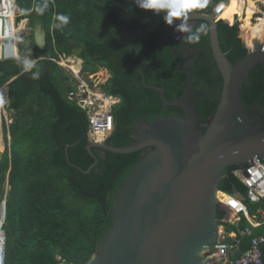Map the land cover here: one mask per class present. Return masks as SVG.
Segmentation results:
<instances>
[{
    "label": "trees",
    "instance_id": "obj_1",
    "mask_svg": "<svg viewBox=\"0 0 264 264\" xmlns=\"http://www.w3.org/2000/svg\"><path fill=\"white\" fill-rule=\"evenodd\" d=\"M15 1L21 11L17 20L27 17L31 31L19 56L0 58V88L7 87L5 108L11 119L8 126L3 124L0 153L4 264H80L97 249L100 237L111 226L113 199L124 179L152 147L129 153L93 148L96 166L86 173L80 171L76 165L85 169L93 161L86 149L87 110L68 97L76 79L56 60L75 52L82 59L85 76L100 67L107 69L109 77L101 89L119 101L111 107L114 125L105 141L115 146L134 141L143 122L185 116L180 107L163 104L141 77L142 72L146 83L163 87L169 99L183 92L187 74L177 69L170 46L180 60L184 49L194 57L190 102L202 122L217 106L222 77L203 19L191 21L185 32L174 23L166 24L163 12L141 9L135 0ZM217 1L208 0L205 8L196 10L209 12ZM228 3L233 11L216 18V27L221 49L234 63L246 55L247 47L235 19L242 0ZM60 14L69 17L67 24L57 19ZM231 18L235 20L230 22ZM36 22L46 31L43 49L34 42ZM24 60L32 67L26 70ZM256 104H264V60L249 70L240 89V105L249 121H255V112L264 117V108L251 110ZM240 165L224 168L221 191L246 196V187L232 173ZM244 201L250 213L264 208V201ZM217 214L221 220L225 211L218 207ZM240 223L246 224L242 216ZM230 227L227 224L226 229ZM254 231L264 232V227ZM242 242L246 246L250 238ZM261 251L264 264V243Z\"/></svg>",
    "mask_w": 264,
    "mask_h": 264
},
{
    "label": "water",
    "instance_id": "obj_2",
    "mask_svg": "<svg viewBox=\"0 0 264 264\" xmlns=\"http://www.w3.org/2000/svg\"><path fill=\"white\" fill-rule=\"evenodd\" d=\"M203 19L208 24V37L215 64L222 77V87L214 112L205 122L190 97L193 94L191 62L194 57L177 58L180 72L186 73L183 92L176 98L164 95V88L146 83L157 91L163 104L175 105L185 116H163L139 125L135 140L115 146L88 141L86 149L93 158L82 172H89L98 162L93 148L114 153H129L152 147L132 168L113 199L112 224L102 234L97 249L80 264H223L204 259L206 248L214 244L220 229L218 201L224 168L243 164L249 158L264 156L263 115L255 112L249 121L240 105V89L249 70L264 60V41H244L247 53L232 63L221 49L213 11L193 10L184 21ZM175 20L174 25L176 26ZM41 22L33 27L34 42L39 49L46 43ZM137 69H140L139 67ZM264 108L256 104L251 110ZM200 126L204 127L202 130ZM235 196L245 199L240 193ZM5 217V199L0 202V232Z\"/></svg>",
    "mask_w": 264,
    "mask_h": 264
},
{
    "label": "built area",
    "instance_id": "obj_3",
    "mask_svg": "<svg viewBox=\"0 0 264 264\" xmlns=\"http://www.w3.org/2000/svg\"><path fill=\"white\" fill-rule=\"evenodd\" d=\"M254 2L257 3V0ZM227 4L226 0H218L212 6L216 18L223 17ZM19 12L15 0H0V35L2 33L6 36L0 40V58L18 56L17 53L10 54V56L6 54V42H14L16 46V16ZM250 22L258 23L264 29L263 10L255 7ZM242 26L241 20L240 27L242 28ZM69 57H60L56 60L76 79V88L68 92V97L87 110L89 141H105L114 125L111 107L119 101V98L102 91L101 84L107 80V76H99L98 72L84 76L81 72V62H74ZM4 104L0 99V126L3 117L7 126L11 121L6 114L2 116ZM260 159L263 161L262 163L256 156H253L244 164L232 169V173L246 187L245 198L252 203L264 201V156ZM221 193L225 198L223 199L217 194L218 201L227 207V211L220 220L221 225L216 242L206 248L202 257L223 264H263L261 244L264 243V232L255 233L254 230L261 226L264 227V208H257L250 213L244 200L234 194ZM241 216L246 220L245 225L240 223ZM227 224H232L233 229L230 227L227 230ZM0 235V264H4V238L2 234ZM244 237L250 238V242L246 246L242 242ZM57 257L59 258V255Z\"/></svg>",
    "mask_w": 264,
    "mask_h": 264
},
{
    "label": "clouds",
    "instance_id": "obj_4",
    "mask_svg": "<svg viewBox=\"0 0 264 264\" xmlns=\"http://www.w3.org/2000/svg\"><path fill=\"white\" fill-rule=\"evenodd\" d=\"M15 3H16V1H15ZM135 3L141 9L151 10L152 12H154L156 14L163 12L164 13V16H163L164 22L168 25H172L175 22V20L180 19L181 23L178 25V29L180 31L187 32V31H189V28L183 21L187 18L188 14L190 12H192L193 10L205 8L207 6L208 0H135ZM16 5H17V3H16ZM19 10H20V7H19ZM38 11L42 12L43 9H38ZM210 11H212V9ZM20 14H21V11L16 16V23H18L21 20V19L17 20V18ZM243 15H244V10H242V12L240 13V17L238 20L239 22H241V20H242V23H243ZM24 18H27V17H24ZM57 19L64 24H67L69 21V17L66 15H63V14L58 15ZM241 31H242V28L240 27V23H239V33ZM16 44H17V41H16ZM65 56H71V54L70 55H62L61 57H65ZM23 63H24L26 70L32 67V63L28 60H24ZM100 68H104V67H100ZM81 69H82V66H81ZM104 69H106V68H104ZM97 71H95V72H97ZM0 139L2 140L1 137H0Z\"/></svg>",
    "mask_w": 264,
    "mask_h": 264
},
{
    "label": "rangeland",
    "instance_id": "obj_5",
    "mask_svg": "<svg viewBox=\"0 0 264 264\" xmlns=\"http://www.w3.org/2000/svg\"><path fill=\"white\" fill-rule=\"evenodd\" d=\"M227 2H229L230 0H226ZM251 2V4L254 6V7H257V8H260L261 10L262 9V6H264V0H257V3H255L254 1L256 0H248V2ZM247 0H242V10H245L246 6H247ZM237 17H235L236 20H239V17H240V13H235ZM251 18V15L249 16V19ZM235 19L231 18L230 19V22L234 21ZM187 26H189L191 24V22L189 21H183ZM253 22V21H252ZM181 23V21H177L176 23V27H178V25ZM16 28H17V33H16V41H17V44L15 46V43L14 42H6L7 43V55L10 56V54H15L16 53V47H17V51H18V56H19V51H20V48L21 46L23 47H27V44L28 42L30 41V38H29V34H30V31H31V24L29 23V20L27 18H22L18 23H16ZM240 35H241V32H240ZM242 36V35H241ZM1 38H6V36H4L2 33L0 35V40ZM243 38V37H242ZM244 39V38H243ZM245 40V39H244ZM247 41V40H245ZM13 43V44H12ZM10 44V45H9ZM14 52V53H13ZM71 60H73L74 62H81V66H82V61L81 59H79L76 55H75V52L71 54V56L69 57ZM98 75L99 76H105L107 73H104L103 72V68H100L98 71ZM0 94L4 95V92L1 91ZM4 100H2V102H5L4 106H3V112H2V116H4V114H6L7 118L10 119V114L8 112V110L5 108V105H6V102H7V97L4 96L3 97ZM5 122V118L3 117L2 118V122H1V126H0V134H1V138L2 140L0 139V144L4 145V139H3V124ZM219 194V193H218ZM223 198H225L223 196Z\"/></svg>",
    "mask_w": 264,
    "mask_h": 264
},
{
    "label": "bare ground",
    "instance_id": "obj_6",
    "mask_svg": "<svg viewBox=\"0 0 264 264\" xmlns=\"http://www.w3.org/2000/svg\"><path fill=\"white\" fill-rule=\"evenodd\" d=\"M254 6L249 1L247 3V6L244 10V15H243V26H242L241 35L245 40H247L246 42L248 45H251L252 40L254 38H258L259 40L264 41V29L258 23H251L250 22L251 18L249 19V16L253 14V10L255 8ZM232 11H233V8L231 7L230 3H228L222 16H224L225 14L230 13ZM218 193H219L218 195L221 198H223L224 195L221 192H218ZM1 220H2V218H0V221ZM0 234H1V232H0ZM0 239H1V235H0Z\"/></svg>",
    "mask_w": 264,
    "mask_h": 264
},
{
    "label": "crops",
    "instance_id": "obj_7",
    "mask_svg": "<svg viewBox=\"0 0 264 264\" xmlns=\"http://www.w3.org/2000/svg\"><path fill=\"white\" fill-rule=\"evenodd\" d=\"M247 2H248V0H247ZM241 12H242V10H241ZM16 53H18L17 48H16ZM17 55H18V54H17ZM103 72H104V73H107L105 76L109 77V73H108V71H107L106 69L103 68ZM1 91L4 92L3 97H4V96L7 97V87H6V85H3V86L0 88V92H1ZM0 95H1V94H0ZM3 97H2V95H1V99H2V100H4ZM0 146L2 147V148H0V153H1V152L4 150V145L0 144ZM245 197H246V196H245ZM256 209H257V208H256Z\"/></svg>",
    "mask_w": 264,
    "mask_h": 264
},
{
    "label": "flooded vegetation",
    "instance_id": "obj_8",
    "mask_svg": "<svg viewBox=\"0 0 264 264\" xmlns=\"http://www.w3.org/2000/svg\"><path fill=\"white\" fill-rule=\"evenodd\" d=\"M186 55H189V57H192V56H190V54H189V49H184V50H182V57L184 58ZM81 59V58H80ZM82 60V59H81ZM193 62V61H192ZM192 64V63H191Z\"/></svg>",
    "mask_w": 264,
    "mask_h": 264
}]
</instances>
